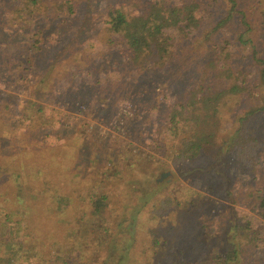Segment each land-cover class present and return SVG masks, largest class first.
Wrapping results in <instances>:
<instances>
[{
    "label": "trees",
    "instance_id": "obj_1",
    "mask_svg": "<svg viewBox=\"0 0 264 264\" xmlns=\"http://www.w3.org/2000/svg\"><path fill=\"white\" fill-rule=\"evenodd\" d=\"M47 2L8 0L0 11V188L10 185L9 198H0V264H264V0H107L96 24L99 50L90 47L96 38L80 48L83 27L70 32L84 1ZM27 29L31 42L24 45L15 37ZM113 54L123 64L104 70ZM37 65L45 89L26 99ZM125 70L135 81L124 80ZM149 73L151 82L166 80L171 90L186 84L160 101L148 93L147 102ZM126 82L141 93L131 101L141 108L131 118L132 155L152 148L183 166L182 177L206 153L213 166L201 171L215 172L220 159L234 166L243 188L225 187L236 218L232 229L225 225L224 252L211 255L180 217L197 193L186 187L167 194L152 187L151 214L176 210L177 224L161 234L140 226L142 208L133 205L126 182L148 185L142 162L127 159L134 172H111L105 182L64 180L60 133L80 127L69 125L62 109L79 113L75 106H85L88 91L99 103L120 107Z\"/></svg>",
    "mask_w": 264,
    "mask_h": 264
},
{
    "label": "rangeland",
    "instance_id": "obj_2",
    "mask_svg": "<svg viewBox=\"0 0 264 264\" xmlns=\"http://www.w3.org/2000/svg\"><path fill=\"white\" fill-rule=\"evenodd\" d=\"M7 1L8 0H0V11H4V9L8 7ZM47 1L49 6L60 3V0ZM77 1H84L87 5L78 8L77 17L74 20L76 26H74L70 32L76 34L80 31V27H83V30H81V33L79 34L80 38L83 39L80 48L84 47L85 41L96 38V42L91 43L90 47L99 50L100 47L99 45L97 46V43L102 44L101 41L103 42V37L100 30L97 29L96 24H98L101 19V15L104 12L103 10L106 7L105 2L107 0H89V3H86L87 0ZM48 8L49 10L54 9L52 7ZM34 21L32 22L33 25L35 23L38 24L41 20L37 19L35 23ZM29 26H31V24ZM78 29L79 31L75 32ZM30 30L27 29L22 33V35L15 37L17 41L22 44L24 43V45L30 43L32 36ZM68 39L69 40L67 41H69L70 45L73 44L72 39L69 37ZM63 46L64 45H62V47ZM58 47L61 49L60 46ZM63 52L69 56V51L67 49L63 48ZM77 55L78 54H74V57ZM113 55L114 56L109 55V57L104 60V63L102 64L104 66V70L110 68L112 65H118L120 62L119 56L115 54ZM81 56L83 57L84 54ZM88 58L89 61L93 59L91 56ZM120 63L121 65L123 64L122 62ZM41 65L45 66L46 64L41 63ZM100 67L101 66L97 68ZM39 70L40 66L37 65L36 69H34L35 76L33 80L28 82V94L21 92V95L26 94L24 96L26 99L31 97L33 91L34 94H36L37 90L43 91L45 89V85H39V74L37 72ZM122 75L125 77L124 80L130 77L132 82L135 81L133 79L135 74H131L128 70L123 71ZM182 75L184 76L181 81L186 82V77L190 76L191 73L188 70ZM151 79V73L144 76V84L147 88L150 87L148 92L143 93V99L148 100L147 102H150L149 100H151V98L148 97V93L154 94L156 101H160L158 96L165 93L177 94V92L180 91V88L176 87L177 84L180 83L173 84V90H171L170 87H167L166 80L163 82H151ZM132 82H126V86L118 92L121 97H125L127 100L122 102L120 107L116 108L111 104L107 107V105L101 104L97 101L98 96L88 91L83 94V98L85 99H83L82 103H84L85 106H75L78 107L80 111L79 113H76L73 110L62 109L64 113L69 114L68 124H78L80 127V130L73 129V126L68 127V130H61L60 133L61 136L64 137L65 143V145L60 147L58 150L61 154L65 167L64 180L67 183H71L73 178H79L85 183H95L96 179L105 182L107 175L110 177L113 176L111 172L118 173L122 169H129L126 167L128 165L126 161L127 159L140 163L142 162L144 164V168H148V170L141 171L142 174H146L148 176L146 177V179L150 180L146 183L148 185L145 186L144 182L132 180L129 179V177L126 182L127 191L129 196L131 195L130 199L134 202L133 205H138L137 207H139V209L142 208L140 226L144 228L146 232L153 228L161 234L166 230L168 231L171 225L177 224L180 220L179 218H175L177 217L175 216L177 214L176 210L169 214L163 213L162 218L155 217L151 214L152 203L149 201L153 194L157 191V189L156 191L155 189L152 190V187L159 186L160 191L164 194L174 191L184 193L183 188L186 187L197 193L191 197L186 210L180 217L186 222V225L190 229L189 231L194 230L201 236L204 242V248L209 250L211 255L214 256L220 251L224 252L225 247L223 238L226 236L223 234V231L226 229L225 225L230 224L232 229L236 218L233 204L228 202L226 199L224 193L225 187L228 186V183L229 185L232 183L233 189H236L237 193L238 191H241L242 193L243 188L235 171H233V173L230 171V169L234 166L227 165L225 159H220L216 162V166H214L215 172L211 173L209 171H201L200 169H212L211 166H213L211 162L214 159L213 154L206 153L197 162H191L188 167L194 171L187 177H182L179 171L183 166L170 164V160L165 158L161 153L159 155L158 151L156 153L152 150V148H141L139 151L132 152L135 154L132 155L129 151L128 145V143H134L133 138L131 137L133 134L132 130L134 129V123L131 118L134 113H138V111L141 110V108H139L137 111V108L140 106L135 102H131L136 98V95L141 94L137 87H133ZM185 84H180V87ZM151 87L155 88L152 89ZM151 89L153 91H151ZM40 95L44 98V95ZM136 101H138V99ZM230 105L234 106L235 101L233 102V105ZM86 127H88V131L85 129ZM5 142L7 146L10 145L8 141L5 140ZM15 148H17V150L15 149L16 152L21 150L19 149V146H16ZM13 152L15 151L13 150ZM129 170L131 171L130 173L134 172V168ZM231 174H234V177H232ZM111 179L114 181L113 178ZM9 186L10 185L0 188L1 199H3V196L6 199L9 198ZM112 186L115 187V185ZM180 196H182V194H180ZM144 206H147V209L149 210H145ZM32 213L36 214L35 211ZM200 225H203V227L200 228ZM161 237L162 236H157L160 242L162 241ZM195 239L198 242L197 237H195Z\"/></svg>",
    "mask_w": 264,
    "mask_h": 264
}]
</instances>
